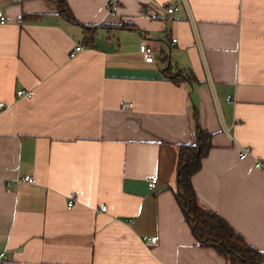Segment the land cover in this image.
Here are the masks:
<instances>
[{
    "label": "crops",
    "instance_id": "crops-1",
    "mask_svg": "<svg viewBox=\"0 0 264 264\" xmlns=\"http://www.w3.org/2000/svg\"><path fill=\"white\" fill-rule=\"evenodd\" d=\"M108 2L66 0L73 22L55 2L0 0V264H228L173 196L194 108L211 134L198 205L264 254V0Z\"/></svg>",
    "mask_w": 264,
    "mask_h": 264
},
{
    "label": "trees",
    "instance_id": "trees-1",
    "mask_svg": "<svg viewBox=\"0 0 264 264\" xmlns=\"http://www.w3.org/2000/svg\"><path fill=\"white\" fill-rule=\"evenodd\" d=\"M55 2L60 15L68 21L75 20L69 13L66 0H48ZM36 18V15L28 16ZM128 27V26H120ZM88 35L83 42L92 46L91 29L84 27ZM163 61L166 60L164 56ZM174 85L183 80L181 72L173 73L170 68L164 71ZM189 79H191L189 77ZM194 138L191 143L178 145L176 165V188L173 191L174 199L183 214L184 220L190 228L197 246L213 249L216 254L228 264H262L264 254L248 244L222 217L212 211L202 209L197 202V196L192 186V176L201 167L202 160L211 149V134L202 129L198 122L196 109L193 110Z\"/></svg>",
    "mask_w": 264,
    "mask_h": 264
},
{
    "label": "built area",
    "instance_id": "built-area-1",
    "mask_svg": "<svg viewBox=\"0 0 264 264\" xmlns=\"http://www.w3.org/2000/svg\"><path fill=\"white\" fill-rule=\"evenodd\" d=\"M118 8H119V0H109V2L107 4L108 13L115 14L118 11ZM175 11H177V7L174 5L166 7V14L168 16L173 14ZM3 20H4V18L0 15V22ZM172 42L175 43L176 40L172 39ZM82 49L83 48L81 45H76L74 48H72V50H70L69 56L70 57L75 56L77 53L81 52ZM140 52L146 56L147 60H152V52L146 46H141ZM16 95H17V97H29L30 98V97H32L33 93H32V91H28L25 89H19V90H17ZM227 99H228V101H230V97H228ZM121 105H122V108L130 106V104L124 103V102H122ZM3 106H4L3 103H0V108H2ZM249 155H250L249 149L248 148H242L240 153H239V159L244 160L247 157H249ZM253 167L257 170H264V161L255 160L253 163ZM25 181L30 183V184L34 183V180L29 176L25 177ZM156 182H157L156 176L150 178L148 180V187L150 189H153L156 185ZM75 200H76V193L75 192L69 193L68 197H67V206L71 207ZM105 209H106L105 207H102L101 211L104 212ZM155 239L156 238H151L150 241L154 242ZM5 261H7V258H6V256H3V262H5Z\"/></svg>",
    "mask_w": 264,
    "mask_h": 264
}]
</instances>
